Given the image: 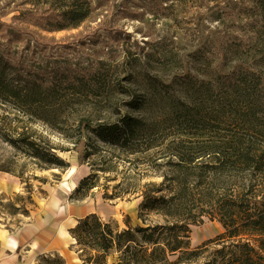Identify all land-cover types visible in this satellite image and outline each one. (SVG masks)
I'll use <instances>...</instances> for the list:
<instances>
[{"label": "trees", "instance_id": "16d2710c", "mask_svg": "<svg viewBox=\"0 0 264 264\" xmlns=\"http://www.w3.org/2000/svg\"><path fill=\"white\" fill-rule=\"evenodd\" d=\"M83 1L58 5L57 15L46 12L47 21L39 27L46 32L78 28L91 14L88 1ZM252 3L253 23L246 25L249 35L223 39L214 59H205L196 69V77L174 76L172 84L165 86L142 74L149 84L144 94L122 105L135 116L113 107L112 96H126L127 91L101 82L110 72H103V63L78 73L71 68L69 74L62 69L27 72L1 49L9 26L0 22V104L9 103L17 113L54 129L62 104L51 106L46 99L67 84L66 106L75 113L69 123L74 130L68 137L74 141L77 164L96 158L89 165L90 174L73 191L76 200L100 187V174L114 172L120 164H134L135 183L105 192L102 199L141 198L138 220L143 226L118 231L92 213L70 229L76 244L95 254L94 264H106L113 252L119 254L118 264H178L182 259H198L204 249L189 250V228L203 217L217 219L224 229L218 239L221 247L203 264H264V0ZM156 58L163 66L165 62ZM215 58L219 63L214 68ZM131 60L129 66L141 65L140 57ZM156 101L162 103L159 109H166L164 116L156 120L142 115ZM83 108L96 115L80 113ZM0 140L11 148H26L38 161L53 149L19 129L8 134L0 130ZM98 146L116 155L101 156ZM163 158L164 164L157 162ZM53 160L56 168L65 167L56 157ZM164 167L168 176L161 175L159 183H142L150 172L155 176ZM151 216L163 223L147 224ZM176 253L181 254L177 261H169ZM90 258L89 253L84 263H90Z\"/></svg>", "mask_w": 264, "mask_h": 264}, {"label": "rangeland", "instance_id": "374dc122", "mask_svg": "<svg viewBox=\"0 0 264 264\" xmlns=\"http://www.w3.org/2000/svg\"><path fill=\"white\" fill-rule=\"evenodd\" d=\"M72 1L0 0V22L9 26L5 28L7 35L1 49L6 50L13 62L23 64L27 72L62 69L69 74L71 68L73 73H78L103 63V72H110L101 82L127 91L126 96H112L113 107L134 116L137 114L122 105L144 94L149 84L144 82L142 74L165 86L172 84L174 76L190 73L196 77V69L205 59H214L222 40L249 35L246 25H252L254 19L252 0H85L91 14L78 28L60 32L41 30L39 23L46 22L45 17L49 16L46 12L57 15L58 5ZM135 57L142 59L141 65L129 66ZM156 57L165 62L163 66L158 65ZM216 60L214 68L219 63ZM66 87L67 84H62L56 95H48L46 99L51 106L62 104L63 113L54 129L50 124L17 113L9 103L0 104L2 133L19 129L36 136L41 146L53 148L38 161L26 148H11L0 140V264H94L95 254L78 246L70 234L78 220L88 214H96L118 231L126 226L132 229L143 226L138 220L141 198L125 195L122 200L102 199L105 192L111 194L121 186L128 187L127 183H135L138 176L133 163L120 164L116 171L100 174V187L88 192L84 199L76 200L73 191L90 174L89 165L96 158H89L84 165L77 164L72 151L74 141L68 137L74 130L69 123L75 113L66 106ZM161 105L156 101L141 113L160 120L166 112L162 107L161 113L158 108ZM80 113L96 115L90 108H83ZM98 149L101 156L116 155L103 147ZM53 157L65 167L56 168ZM157 162L164 164L166 158ZM161 175L168 176L167 168L155 176L150 172L139 180L159 183ZM74 176L78 177L77 183ZM146 222L163 223L153 216ZM189 229V250L202 246L204 254L191 261L179 260L178 264L206 263L214 250L221 247L218 239L224 229L217 219L208 217ZM89 253L91 261L84 263ZM180 255L176 253L168 259L175 262ZM118 263L117 252L106 259V264Z\"/></svg>", "mask_w": 264, "mask_h": 264}, {"label": "bare ground", "instance_id": "6f19581e", "mask_svg": "<svg viewBox=\"0 0 264 264\" xmlns=\"http://www.w3.org/2000/svg\"><path fill=\"white\" fill-rule=\"evenodd\" d=\"M77 176V175H76ZM76 176H74V179H73V181H74V183H77L79 180H78V177H76Z\"/></svg>", "mask_w": 264, "mask_h": 264}]
</instances>
